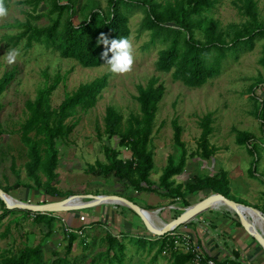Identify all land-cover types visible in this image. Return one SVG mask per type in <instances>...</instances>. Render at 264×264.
<instances>
[{
	"label": "rangeland",
	"instance_id": "374dc122",
	"mask_svg": "<svg viewBox=\"0 0 264 264\" xmlns=\"http://www.w3.org/2000/svg\"><path fill=\"white\" fill-rule=\"evenodd\" d=\"M8 1V15L0 18V77L6 71H11L12 76L0 92V183L10 186L9 191L13 195L8 193L9 195L14 198L24 197L26 198L24 200L29 201H41L60 199L71 193L118 192L150 211H157L160 219L167 221L174 216L171 214H178L184 206L214 192L211 187L188 191L186 184L193 182L195 176L219 178L223 175L227 179L230 198L256 205L257 208L264 210V138L262 122L253 112L261 103L255 102L251 96L252 93L264 95V63L261 61L264 56L263 35L255 36L252 48L240 52L236 59L229 56L216 76L199 86H188L181 80L174 79L171 71H162L155 67L158 51L164 44L156 42L146 45L150 31L139 29L144 14L140 7L130 13L128 21L129 38L133 44L135 58L133 69L127 74L119 75L109 71L106 63L84 66L73 58L60 56L38 42L28 49H24L22 41L17 44L8 42L4 34L16 31L18 28L14 24L15 20H24L29 17L31 11V6L26 2ZM83 1V5L86 6L88 4L86 0H79V3ZM97 1L102 7H106L107 0ZM255 1L257 17L264 21V0ZM236 3H241V0H216L213 6L203 10L206 17L218 21L227 40L233 33V24L242 26L248 18L239 10ZM45 7L47 3L43 1L36 12ZM32 20L42 23L46 22V17ZM81 20L83 14L77 10L74 21ZM263 25L262 23V27ZM196 34L201 36L202 30L196 29ZM11 49H18L20 55L15 63L8 64L5 54ZM45 71L48 72V76L56 71L64 75L63 80L51 92L52 107H56L65 92L73 90L79 82L91 80L104 72L109 73L108 83L102 89L96 103L90 107L76 106L72 114L65 118L67 122L76 121V125L69 134L55 138L58 151L56 167L58 176L55 183L57 193L47 192L43 188L29 184L32 180L26 174L24 165L28 158L26 145L20 138L21 123L27 116L25 100L35 96L37 87L46 78ZM153 77L165 85L149 142L153 149V166L148 178L155 189L141 190L128 182H123L112 173L104 175L99 170L97 161H109L106 154L108 146L117 149L119 157L130 156L129 147L117 144L116 138L104 131L105 106L112 104L122 114V122L125 124L131 113H139L138 101L135 98L136 84H147ZM260 78L262 82L255 91H249L248 86L256 80L261 81ZM208 111L212 112L213 116V129L209 141L215 150L210 157H204L200 154L198 146L201 131L199 119ZM261 113L264 121V108ZM173 117H177L182 125L181 138L185 145L186 161L183 171L172 175L171 186L165 188L160 183V175L166 165L167 156L170 154L177 159L181 152V146L173 139L171 123ZM239 129L249 131L253 135L249 140L250 144L256 142L263 145H256L255 164H253L255 155L247 150L245 144L236 140ZM90 165L94 168L90 169ZM15 183L18 185H14ZM156 186L160 189L157 190ZM175 187H179L183 193L176 194L173 191L171 195L160 194L162 189L165 191ZM139 191L140 193H137ZM146 199L149 203L145 201ZM2 201L0 197V210L7 207ZM188 201L190 203L187 204ZM170 203L175 207L168 206ZM105 204L115 209L118 207L130 215H123L121 221H115L114 215L110 220L105 216L100 219L103 216L102 212L95 210V205H92L67 211V214L74 213L75 215H72L74 218L81 212L86 214L83 217L79 215V219L76 218L74 222L69 220L70 215H66L64 211V215L54 219L50 227L45 221L33 220L31 214L25 215L27 212L23 209L9 211L11 215L5 213L0 219V233L5 227L9 228L5 236L0 234V245L16 250L27 244L40 243L43 259L49 263L55 257L54 250L60 255L66 252L67 235L65 227L63 228L66 222L78 233L66 255L69 264H118L117 259L109 262L105 255L100 254L105 249L103 236L107 230L118 235L125 245L121 258L126 264H172L166 254L153 256L158 245L149 250L150 242L144 245L134 243L137 237L155 239V234L148 232L136 212L121 203L108 201ZM225 207L234 212L227 205ZM94 214L99 218H92ZM196 218L194 215L190 220ZM231 218L235 221L238 219L236 215H231ZM199 220L205 225V215H200ZM115 223L118 226L115 227ZM236 224L241 226L238 222ZM246 233L250 235L247 231ZM114 249L118 253L117 248ZM258 257L264 259L263 252Z\"/></svg>",
	"mask_w": 264,
	"mask_h": 264
},
{
	"label": "trees",
	"instance_id": "16d2710c",
	"mask_svg": "<svg viewBox=\"0 0 264 264\" xmlns=\"http://www.w3.org/2000/svg\"><path fill=\"white\" fill-rule=\"evenodd\" d=\"M21 1L31 6L29 17L24 20L16 19L14 24L18 29L12 33H5L4 38L12 44L22 41L24 49H28L35 42H38L57 52L60 56L73 58L84 66H96L106 62L102 55L105 46L97 43L102 33L109 39L129 38V15L135 8L140 7L144 14L139 29L150 31V38L146 45L156 42L164 44L158 51L155 67L158 70L171 71L174 79H179L188 86H199L207 79L216 76L229 56L236 59L240 52L252 48L255 36H264V25L262 27L264 21L257 17L255 0H241V3H236L239 10L248 18L242 23V26L233 24V33L229 40L226 39L218 21L203 14V10L213 6L216 0H107L105 8L97 0H86L88 3L86 6L83 5L84 1L79 3V0ZM43 1L47 3V7L36 12L37 7ZM4 2L7 7L9 1L4 0ZM77 10L83 14V20L75 22L74 16L77 14ZM39 17H46V22L40 23L32 20V18ZM196 29L202 30L201 36L196 34ZM111 55L109 52V57ZM261 61L264 63V56H262ZM44 73L46 78L37 87L35 96L25 100L27 116L21 123L20 138L26 145L28 158L24 165L26 174L32 180L29 184L43 188L47 192L57 193L55 183L58 176L56 170L58 151L55 146V138L69 134L76 125V121H65V118L72 114L76 106L90 107L96 103L102 89L108 83L109 73L104 72L91 80L79 82L73 90L65 92L56 107L51 106L50 95L58 83L63 80L64 75L59 71L51 76H48L46 71ZM11 76L12 72L6 71L0 77V92L6 87ZM260 82L262 80L252 82L248 86V90L255 91ZM136 88L135 98L138 101L139 113H131L126 119V123L123 124L122 114L112 104H107L103 115L104 131L109 136L115 137L117 144L129 147L130 156L119 157L117 149L108 146L106 154L109 161H97V165L104 175L112 173L123 182L134 185L137 189L150 190L155 189V187L150 184L148 178L153 166V149L149 146V142L165 85L153 77L147 84L137 83ZM251 96L255 102L261 103L253 112L262 122L261 130L264 138V121L261 113L264 108V95L252 93ZM212 121L213 116L210 111L204 113L199 119L201 131L198 146L200 154L204 157H210L215 150L209 141V135L213 129ZM171 123L173 139L181 146V152L177 159H174L170 154L167 156L166 165L160 175V183L165 188L171 186L170 177L172 175L183 171L186 161L185 145L181 138L182 125L177 117H173ZM251 138L253 135L249 131L240 129L237 131V142L245 144L247 150L255 155L253 158V164H255L256 145H263L256 142L250 144ZM89 168L93 169L94 166L90 165ZM14 185L17 186L18 183ZM186 186L188 191L211 187L213 191L221 192L230 197L227 179L223 175L219 178L195 176L194 181L187 183ZM0 187L10 193V186L0 183ZM156 188L157 190L160 189L157 186ZM163 190H160V194L171 195L173 191L176 194L183 193L179 187ZM96 193L103 192L97 191ZM18 198L24 200V197ZM238 202L248 204L242 201ZM188 203L190 202L188 201ZM8 210L10 209L6 208L0 212V219ZM11 210H19V208ZM23 210L27 212L26 214L32 212L33 220L45 221L50 227L53 220L60 217L64 212ZM236 222L240 223L238 219ZM66 225L69 224L65 222L63 228ZM114 226L116 227L118 224L115 223ZM8 229L5 227L0 234L5 236ZM64 229L67 235L66 252L60 255L54 250L55 257L49 263L43 259L41 245L37 243L34 245L27 244L16 250L0 245V264H69L66 255L78 233ZM103 241L105 249L100 254L105 255L109 262L117 259L118 264H126L121 258L125 245L118 238V235L107 230L103 236ZM146 242H150L149 250L158 245L154 250V257L158 254H166L172 264H185L191 256L190 252L173 249V240L167 239L166 235L155 239L137 237L134 243L144 245ZM167 244L170 246L169 251L163 253L162 250ZM115 247L119 254L115 251ZM113 249L115 252H111ZM233 255L238 258V250H234Z\"/></svg>",
	"mask_w": 264,
	"mask_h": 264
},
{
	"label": "crops",
	"instance_id": "0c3cea01",
	"mask_svg": "<svg viewBox=\"0 0 264 264\" xmlns=\"http://www.w3.org/2000/svg\"><path fill=\"white\" fill-rule=\"evenodd\" d=\"M140 191L137 193H140ZM9 194L13 195L12 193ZM145 201L149 203L148 199H146ZM219 203L220 201L214 204L213 206L207 207V209L197 212L195 214L197 217L196 220L192 219L189 222H187L185 224L184 229L189 231L203 245V247L205 248L208 254L216 258H224L226 255H232L234 253V250H238L239 258L244 262V264H263L264 259L258 257L259 255L262 254L259 245L254 241L251 235H248L246 233L242 225H241L242 227L239 226L238 224H236L235 219L231 218V215H236V213L226 209L225 205L219 206L218 205ZM95 207H96L95 210L97 211L100 210L103 214V216H101L100 219L104 218L105 216L106 219L110 220V217L114 215L115 221H121L124 218L123 215H130V213L127 212L126 214V212L121 211L122 209L118 207H116L117 209L112 208L110 206L107 207L105 203H99L95 205ZM14 208H18V207H14ZM228 208L234 211L233 208L230 207ZM8 209L10 210L6 211V213L7 215H11L9 214V211H14V210H11L13 208H8ZM20 209L23 208H19V210ZM3 210L4 209L0 210V212H2ZM260 210L264 212V210L262 209ZM66 212L67 211H65V213ZM29 214L33 215L32 212ZM61 215H64V213L62 212ZM66 215H70L69 220L74 222L76 218L79 219V215H82L83 217V215L86 214L81 212V214H79L78 217L76 218L72 216L75 215L74 213L72 214L66 213ZM171 215H175V214H171ZM200 215H205V220H206L205 225H202V221L199 220ZM94 217L99 218L97 214H94L92 218ZM247 218L250 219L248 215Z\"/></svg>",
	"mask_w": 264,
	"mask_h": 264
},
{
	"label": "water",
	"instance_id": "95a60500",
	"mask_svg": "<svg viewBox=\"0 0 264 264\" xmlns=\"http://www.w3.org/2000/svg\"><path fill=\"white\" fill-rule=\"evenodd\" d=\"M73 196H79L81 198H84V201H82L81 203H76V204L68 203V200ZM0 197L5 202L7 208L18 207V208H23V209H27L30 211H36V212L71 211V210L83 208L86 206H92V205H96L99 203H105V202H108V199H116L117 203L124 204L130 207L134 212H136L140 216L148 232L154 233V234H163L167 232L171 227L180 225L185 221H189L197 212L209 207L213 199L221 198L223 203H225L228 207L234 209V212L236 213V216L240 224L253 237L254 241L259 245V247L261 248V251L264 254V237L259 232L249 227L248 219L246 218L245 214L241 212V210L238 208L240 204H244V203L238 202L218 191L211 192L207 194L206 196L198 199L197 201L188 204L177 215H175L174 217H172L171 219L167 221H164L161 225H159V227H156L155 225H153L146 218L144 214L146 209L144 207L140 206L133 200L129 199L127 196L117 193V192L71 193L67 195L66 197H63L60 199L44 200V201H38V202L22 200L16 197L14 201H9L7 197V192L4 191L0 187ZM244 205H248V204H244ZM248 206L252 207L253 209H257L260 213L262 212L259 208L255 206H252V205H248Z\"/></svg>",
	"mask_w": 264,
	"mask_h": 264
},
{
	"label": "clouds",
	"instance_id": "9594fccd",
	"mask_svg": "<svg viewBox=\"0 0 264 264\" xmlns=\"http://www.w3.org/2000/svg\"><path fill=\"white\" fill-rule=\"evenodd\" d=\"M8 15V8L5 6L4 0H0V18ZM98 44L105 46L103 58L109 66V71L115 74L123 75L132 71L134 65V49L133 44L128 37H120L109 39L103 33L99 36ZM111 52V57H109ZM20 52L18 49H11L5 54L6 62L13 64L16 62Z\"/></svg>",
	"mask_w": 264,
	"mask_h": 264
},
{
	"label": "built area",
	"instance_id": "2783aa9c",
	"mask_svg": "<svg viewBox=\"0 0 264 264\" xmlns=\"http://www.w3.org/2000/svg\"><path fill=\"white\" fill-rule=\"evenodd\" d=\"M168 206L175 207V205L172 203H170ZM159 208L157 207V209ZM145 209L147 210L148 208ZM164 221L165 220L161 218L160 224H162ZM187 222L188 221H185L180 225L171 227L167 232L163 234H155L154 237L158 238L163 235H166L167 239L173 240L172 242L173 249H179L182 250L183 252H190L191 256L185 264H244V262L239 257L237 258L233 254L226 255L224 258H216L208 254L205 248L203 247V245L189 231L184 229L185 224ZM65 228L68 230H75L69 225L68 227L66 226ZM169 247H170L169 244H167V246L162 250V252L168 253Z\"/></svg>",
	"mask_w": 264,
	"mask_h": 264
},
{
	"label": "bare ground",
	"instance_id": "6f19581e",
	"mask_svg": "<svg viewBox=\"0 0 264 264\" xmlns=\"http://www.w3.org/2000/svg\"><path fill=\"white\" fill-rule=\"evenodd\" d=\"M7 197L9 201H14L15 199L14 197L10 196L8 193H7ZM82 201H84V198H81L79 196H73L68 200V203L76 204V203H81ZM108 201L116 202L117 200L108 199ZM219 201H220V203L218 204L219 206L226 205L225 203H223L221 198H215L211 201L210 206H213ZM238 208L241 210V212H245L248 216L251 217L250 220L249 218H247V215L244 213L246 218L248 219L249 227L259 232L264 237V216H263L264 213L263 212L260 213L257 209H253L252 207L244 204H240ZM144 214L146 218L156 227H159V225H161L160 224L161 219L157 211H150L147 209V211L145 210Z\"/></svg>",
	"mask_w": 264,
	"mask_h": 264
}]
</instances>
